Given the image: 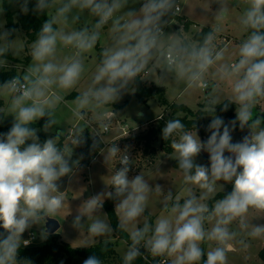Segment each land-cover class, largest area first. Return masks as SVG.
I'll return each instance as SVG.
<instances>
[{
	"label": "clouds",
	"instance_id": "9594fccd",
	"mask_svg": "<svg viewBox=\"0 0 264 264\" xmlns=\"http://www.w3.org/2000/svg\"><path fill=\"white\" fill-rule=\"evenodd\" d=\"M29 3L22 0L21 12L28 13ZM213 3L218 5L213 13L217 22L224 21L234 7L242 8L237 22L243 39L232 62L226 60L227 49L216 43L220 23L199 39L165 31L181 9L178 0H35L33 13L45 19L29 48L31 62L21 74L0 84V97L8 99L0 114L14 118L10 130L0 133V264H31L18 259L21 248L31 243L22 239L23 234L40 225L46 236L47 218L56 219L64 210L66 191L60 190V181L74 175L79 166L78 160H71L69 145L84 142L86 127H77L68 137L70 143L62 146L63 131L41 143L33 125L44 119L45 132L57 126L61 93L80 83L86 71L85 54L96 48L105 28L107 43L88 86L74 100L75 117L84 120L93 112L99 118L101 110L117 102L138 78L158 74L160 84L172 80L185 90H208L211 77L203 108L212 116L207 126L210 135L202 142L195 125L186 128L176 118L163 127L162 139L170 141L174 150L170 158L182 174L179 194L164 193L142 174L130 178L132 158L127 149L121 151L116 143L102 149L110 172L104 183L110 190L85 200L74 216L71 226L87 236L77 247L90 248L98 238L126 232L130 243L123 264H133L142 249L153 257H167L168 264H229V254L264 241V223H253L264 218V113L255 115L264 105V0ZM15 32L0 25V68L8 65L9 54L21 51L18 38H12ZM65 49L70 54L62 55ZM224 83L230 94L221 110L236 106V118L228 123L215 115ZM237 124L241 130L247 128L248 135L233 143ZM100 127L103 132L95 134L103 140L109 124ZM97 146L98 142L92 145ZM202 151L208 153L210 166L196 162ZM113 160L119 168H109ZM225 184L232 185L231 191L215 199ZM162 193V211L153 222L145 213L150 199ZM106 198L116 202V229L101 218ZM103 242L107 247L110 239ZM83 264L103 262L91 255Z\"/></svg>",
	"mask_w": 264,
	"mask_h": 264
},
{
	"label": "rangeland",
	"instance_id": "374dc122",
	"mask_svg": "<svg viewBox=\"0 0 264 264\" xmlns=\"http://www.w3.org/2000/svg\"><path fill=\"white\" fill-rule=\"evenodd\" d=\"M22 0H0V7L3 11L0 12V25H3L4 29L7 27V17H6V6L11 11L21 12L20 3ZM213 0H178L180 4V11L176 13V16L179 17H189L195 26H191L189 31L184 30L183 22L179 21L177 18L173 22L169 23V26L165 28V31L169 34L177 33L180 31V34L185 37L192 38L196 32L202 29L204 26H210L211 28L220 23L222 28L221 34L217 38V45H224L223 47L227 49L226 60L232 62L236 59V49L240 41L243 39V33L239 30L238 17L242 11L241 7H234L228 17L222 21L217 22L214 19L213 13L217 10L218 5L213 3ZM231 3L239 5L240 0H231ZM132 6V5H130ZM139 4L134 5V7L139 8ZM29 11L35 7V0H30L28 5ZM108 29H104V34H102L100 41L98 42L95 49L92 52L85 54V74L77 85V87L63 91L61 95L63 100L58 104L56 110V118L58 120L57 126H54L52 130L45 132V138L40 137V127L37 129L39 140L43 143L49 137L54 136L56 131H63L64 135L70 137L74 130L77 127H86L83 131L84 135L88 132L91 136H94L95 130L103 132V129L100 127L101 123H108L109 130L107 133H103V140L101 137L95 139L98 142V147L100 149L99 153L93 156V153L90 155V164L88 167L83 165V156L79 153L77 146H72V161H79V166L76 168L74 175L71 177H64L60 181V190L66 191V201L64 210H62L57 216L56 219L60 222V229L55 234H49L46 231V222L43 225V230L47 233L46 236H42V227L40 225H34L30 230L26 231L22 239H24L29 232H33L36 237V245H43L48 240H52L53 237H56V240L64 241L71 245L74 248H80L84 240L87 239V236L84 233H81L74 229L72 221L74 216L78 213V210L82 203L90 198L93 195L109 191L108 186L105 185L110 175L108 166L104 162V155L102 154V149H106L110 144L116 143L117 146L124 151L128 150L130 157L132 158V167L129 172V177H133L137 174H142L146 177L149 183L154 187L155 185H160L164 193L172 191L173 194H179L183 188V179L182 174L179 169L174 166L175 159H171L174 151L172 153L166 152L161 148L160 138H157L153 141L152 147L146 149L145 140L141 138V135L148 130L149 127L153 125H158L163 122V118L156 121H148L156 119L157 116L162 114H170L172 112V104H184L190 108L193 112L202 110V127L205 129V132L201 129H197V134L202 142H205L209 137L210 133L207 131V126L211 122L212 116L207 115L203 111V108L206 104L207 98L210 94L213 81L211 77L209 78V89H189L185 90L183 84L177 85L172 80H167L163 84L159 83L158 74H152L145 81L147 86L154 85L156 87L162 86L164 89V99L161 100L159 95H154L147 98H140L135 93V84L130 87V89L124 92L121 98L113 103L111 106H107L105 109L101 110L99 118L96 113L89 112L88 116L84 120H80L75 117L73 109L75 107L74 100L77 95L80 94L87 86L91 79V76L95 70V67L100 59V53L102 48L107 43V33ZM222 37H226L227 41H223ZM17 40V44L20 47L21 51L18 55L9 56L13 58H7L8 63L15 64L18 70V75L23 72L25 67L31 62L29 55L30 44L26 42V33L21 27L16 28L15 35L13 39ZM70 54L69 49H65L62 55ZM157 83H156V82ZM220 102L222 104L217 105L215 109V115L221 117L225 123L232 121L228 116L224 114L217 113L216 110L218 107H223V102L227 103L229 96V88L226 83L221 85ZM4 99V106L0 107L6 109L8 104V99L6 97H0ZM228 110L236 114V106L230 104ZM114 112L115 115L109 117V113ZM264 113V105H260L255 110V115ZM6 114V113H5ZM183 112H180V115H183ZM14 118L11 115L5 116L4 125L12 126ZM147 121V122H146ZM36 123H41L42 128L45 123L44 119L37 121ZM248 135V129L245 128L241 130L239 127L232 131V142H240L244 136ZM30 143V141H29ZM70 140L66 144H69ZM228 155V153H225ZM118 160V158H117ZM117 160H113L109 165V168H119ZM196 162L201 165L210 166L209 164V155L207 152L202 151L201 154L197 157ZM231 184H225L223 192L228 193L231 189ZM87 193H90V195ZM217 194V195H218ZM216 195V196H217ZM164 194L154 195L148 205V209L145 213L151 221H155L157 216L161 214V202L163 200ZM219 199V198H218ZM107 198L105 199V201ZM104 201V202H105ZM211 202V201H210ZM114 201V205H115ZM69 212V215L66 214ZM101 218L106 219L110 224V220L106 209L103 206ZM106 214V215H105ZM66 216V217H65ZM142 223V221H141ZM254 224L264 223V218H258L253 220ZM113 227V226H112ZM3 229H0L2 231ZM105 239H110V243L114 244L117 255L123 258V255L128 247V242L126 239L119 238L115 233L110 237L98 238V242H103ZM95 243V244H97ZM104 243V242H103ZM94 244V245H95ZM205 250H207V245H204ZM264 247V241H253L251 247L248 250L240 251L238 250L235 253L229 254V264H264V260L260 256V251ZM64 258L59 260L55 264H63ZM85 260L82 256H77L74 258L71 264H83ZM107 264V263H105Z\"/></svg>",
	"mask_w": 264,
	"mask_h": 264
},
{
	"label": "trees",
	"instance_id": "16d2710c",
	"mask_svg": "<svg viewBox=\"0 0 264 264\" xmlns=\"http://www.w3.org/2000/svg\"><path fill=\"white\" fill-rule=\"evenodd\" d=\"M5 12L7 17L8 29H16L17 27H21L26 33L27 44H30L35 39L36 32L39 31L45 17L43 15L34 14L33 11H28L27 14L23 12L11 11L10 9H8L7 6ZM176 18L179 21L183 22V27L184 30L186 31H189L191 26L194 24L193 21L176 15L172 17L171 20H174ZM210 29H211L210 26L202 27L200 31L196 32L193 39H199L200 34L202 32L206 33ZM14 35L15 33H13L12 38L14 37ZM223 46L224 45H220V47ZM7 58H13V57L8 56ZM15 74L18 75L17 68H11V69L0 68V84H3L7 80L11 79ZM135 89H136L135 90L136 95L139 96L140 98H147L157 94L160 96L161 100L164 99V89L162 86L159 87H156L154 85L147 86L142 79L139 78L137 79L135 83ZM3 105L4 102L3 100L0 99V106ZM171 108H172V112L170 114L161 115L163 116V122L159 123L158 125H153L149 127L148 130L141 135V138L145 140L146 149L152 147L153 141L156 140L157 138H160V145L162 149H164L168 153H172L174 151L170 146V141L163 140L161 136L162 129L169 119H175V118L181 119V122L185 124L186 128H192L193 125H195L197 129H201L202 131L205 132V129L202 127V117H203L202 110L193 112L186 105L175 104V103L172 104ZM222 108L223 107H218L216 112L228 116L231 120H234L236 118L235 113H232L229 110L222 111L221 110ZM180 112H183L184 114L180 115ZM4 119L5 116L3 114H0V133H7L11 128L10 126H4ZM236 126L239 127L238 124ZM33 127H35L36 129L40 127L41 129L39 135L40 137L45 138V132L43 131L41 123H35ZM83 138H84V142L77 147L79 153L83 156V165L88 167L90 164V159L92 157H95L99 153L100 149L98 146L96 148L92 147L93 143L96 141L93 138V136H91L88 132H86L83 135ZM92 153L93 156L91 155ZM90 155L92 157L89 159ZM174 166L176 168L178 167L177 161L174 162ZM225 194L227 193H220L215 197V199L222 198V196ZM103 206L106 209L111 225L113 226L114 229H116L118 219L115 214L114 201L111 199H107L104 202ZM115 234L119 238L126 239L128 244L130 243L128 234L126 232H116ZM146 254H148V252L142 249V255L138 257L135 261H133V264H149L148 261L144 258ZM91 255H96L97 257H99L102 260L103 264L105 263L123 264V258L117 255L116 248L112 243H109L107 247H105L103 242H99L95 245H92L90 248L88 247L74 248L64 241L56 240L55 236L51 241L48 240L43 245H32L29 247H22L19 252L18 259L20 260L26 259L30 261L31 264H55L59 260L64 258L65 260L63 264H71L74 258L77 256H82L86 259ZM260 256L264 260V247L260 251Z\"/></svg>",
	"mask_w": 264,
	"mask_h": 264
},
{
	"label": "built area",
	"instance_id": "2783aa9c",
	"mask_svg": "<svg viewBox=\"0 0 264 264\" xmlns=\"http://www.w3.org/2000/svg\"><path fill=\"white\" fill-rule=\"evenodd\" d=\"M222 40L228 42L226 37H222ZM16 67L17 66L15 64L8 63V65L4 69H11V68H16ZM113 115H114L113 112L109 113V117H111ZM96 132L97 131L95 130V133ZM95 133H94V136L92 135L95 139L100 137V136L96 135ZM119 167H120V165H119ZM24 239H30L31 240V243L27 247L32 246V245H36L37 237L33 232H29ZM144 258L148 261L149 264H168V258L167 257H153L148 253L144 256Z\"/></svg>",
	"mask_w": 264,
	"mask_h": 264
},
{
	"label": "water",
	"instance_id": "95a60500",
	"mask_svg": "<svg viewBox=\"0 0 264 264\" xmlns=\"http://www.w3.org/2000/svg\"><path fill=\"white\" fill-rule=\"evenodd\" d=\"M171 22V20H170ZM90 195V193H87L86 196ZM60 222L55 218H47L46 220V231L49 234H55L60 229Z\"/></svg>",
	"mask_w": 264,
	"mask_h": 264
},
{
	"label": "crops",
	"instance_id": "0c3cea01",
	"mask_svg": "<svg viewBox=\"0 0 264 264\" xmlns=\"http://www.w3.org/2000/svg\"><path fill=\"white\" fill-rule=\"evenodd\" d=\"M187 19H189L190 20V18L189 17H186ZM192 21V20H191ZM192 26H195L196 27V24L194 23ZM199 31V30H198ZM145 82V81H144ZM1 100H3V102H4V99H2V98H0ZM4 106V105H3ZM0 107H2V106H0ZM159 116H161V115H159ZM159 116H157V117H159ZM156 117V119H158ZM155 118L154 119H152V120H148V121H154V120H156ZM147 122V121H146ZM4 126H8V125H4ZM55 135V134H54ZM60 141H61V145L63 146V145H66V143L68 142V135H65V136H62L61 138H60ZM0 232H3V230L2 231H0Z\"/></svg>",
	"mask_w": 264,
	"mask_h": 264
}]
</instances>
